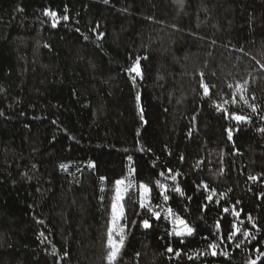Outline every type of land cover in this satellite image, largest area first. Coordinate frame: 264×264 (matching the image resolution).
I'll use <instances>...</instances> for the list:
<instances>
[{
    "label": "trees",
    "instance_id": "trees-1",
    "mask_svg": "<svg viewBox=\"0 0 264 264\" xmlns=\"http://www.w3.org/2000/svg\"><path fill=\"white\" fill-rule=\"evenodd\" d=\"M129 175L117 264H264V0H0V264H108Z\"/></svg>",
    "mask_w": 264,
    "mask_h": 264
},
{
    "label": "snow or ice",
    "instance_id": "snow-or-ice-1",
    "mask_svg": "<svg viewBox=\"0 0 264 264\" xmlns=\"http://www.w3.org/2000/svg\"><path fill=\"white\" fill-rule=\"evenodd\" d=\"M108 0H105V3H107ZM45 15L49 16L52 18L53 20V27H56L57 24L60 23L61 20L67 21L69 19V17L67 15H64L62 17L58 16L56 12L54 11H47L45 13ZM130 72L135 73V76L133 77V82L135 83V78L136 77H140L142 79V71H141V67H140V63H139V58H137L135 64L129 69ZM242 87V86H241ZM203 89H204V94L208 95L209 94V88L207 85H203ZM137 99H139V97H137ZM250 107H252V111L255 112L256 108L255 106L249 105ZM142 111V110H141ZM237 122H244L247 121V117L243 116V115H235L233 117ZM229 139H231V130L229 131ZM129 160H131V157H129ZM94 166V165H93ZM62 168L66 169L67 165H61ZM131 171H135V169H131ZM169 173H171V169L168 170ZM160 175H164V173H160ZM180 173L177 172L174 175H171V179L173 181H176L177 176H179ZM250 179L252 180H256L257 177H250ZM125 181L124 180H118L116 181V185H117V195H116V200L115 202L112 204V220H111V227L107 232V247L109 249V252L107 254V262L108 264H117V261L120 259L121 257V253L122 250L124 248V244H125V240H126V234H125V226L123 225H119L118 222L122 219H124V208H123V204L121 203V201L123 200V194H122V190L120 188L121 185H124ZM158 186L164 190V192H167L168 186L165 184H161L159 183V181H157ZM207 185H204V188L207 189ZM140 188L142 189V197L140 200V207L141 208H148L149 211L152 212V215L156 218V219H160V212L158 211H154L151 207H149V205L151 204V200H150V193H151V189L145 185V184H141ZM173 190L177 193H179L180 195H184L183 191L181 190V188L179 186H175L173 188ZM163 194V193H161ZM216 195L215 190H210L209 194L207 196V200L208 201H212L213 196ZM163 198L165 201H167L169 199V197L167 195H163ZM218 202V201H217ZM224 212H228V208H224L223 209ZM167 214L169 216H173V212L172 209L169 208L166 210ZM249 221L252 220V217L249 215L248 217ZM143 227L145 229H148L151 227V224L149 223L148 219L143 220ZM173 224L176 225V229L174 230V235L178 236V237H187V236H191L193 234V228L190 227L185 220L180 219V218H175L173 220ZM235 227V226H234ZM253 227H255V225L253 224ZM235 233H230L228 235V239L231 240L233 235ZM246 237L250 235L249 232L245 231L243 233ZM44 234L41 233V236H43ZM119 237V239L117 240L116 237ZM252 239H255V237L253 236ZM181 243H183V239H181L180 241ZM210 247L215 249L217 247V244L212 243L210 244ZM237 247H239V244H237ZM169 252H172L173 249L171 247H169L167 249ZM257 252H259V249H256ZM139 255V254H137ZM212 255L215 256L216 252L213 251ZM249 264H258L257 260H251L249 262Z\"/></svg>",
    "mask_w": 264,
    "mask_h": 264
},
{
    "label": "rangeland",
    "instance_id": "rangeland-1",
    "mask_svg": "<svg viewBox=\"0 0 264 264\" xmlns=\"http://www.w3.org/2000/svg\"><path fill=\"white\" fill-rule=\"evenodd\" d=\"M125 183L124 185H121L120 188L122 190V194H123V200L121 201V203L123 204V201L125 199V196L128 192V190L131 188V186H134V184H136V182H134L133 179L130 178V175L128 178L124 179ZM140 185H138V188H139V191H140V200H141V197H142V189L140 188ZM146 185V184H145ZM121 221V220H120ZM176 229V225L173 224V233H174V230ZM176 236V235H175ZM178 237V236H177ZM188 237V236H187Z\"/></svg>",
    "mask_w": 264,
    "mask_h": 264
}]
</instances>
